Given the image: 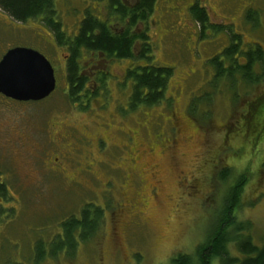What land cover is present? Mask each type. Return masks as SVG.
Returning <instances> with one entry per match:
<instances>
[{"label": "rangeland", "instance_id": "374dc122", "mask_svg": "<svg viewBox=\"0 0 264 264\" xmlns=\"http://www.w3.org/2000/svg\"><path fill=\"white\" fill-rule=\"evenodd\" d=\"M194 1L158 0L149 22L154 59L175 66L161 104L131 109L114 84L81 111L60 92L32 105L0 98V181L8 186L0 196V264H170L206 243L241 174L247 182L237 222L249 223L246 234L263 246L264 134L256 133L264 112L249 109L264 83L241 86L236 99L237 86L214 92L207 61L228 47V28L243 50L264 53V0H199L211 24L227 27L205 38L188 13ZM89 2L54 0L65 31L72 32ZM165 6L180 9L167 27ZM42 21L18 23L0 10V60L15 47L40 51L57 69L62 91L60 54L45 41L54 44ZM123 67L111 71L121 76ZM224 169L232 171L227 181L220 180ZM89 205L101 210L102 228L89 241L76 237L71 255L66 247L51 255L62 224L81 218ZM230 252L243 258L233 244Z\"/></svg>", "mask_w": 264, "mask_h": 264}, {"label": "trees", "instance_id": "16d2710c", "mask_svg": "<svg viewBox=\"0 0 264 264\" xmlns=\"http://www.w3.org/2000/svg\"><path fill=\"white\" fill-rule=\"evenodd\" d=\"M115 4L117 0H112ZM150 9L149 4H145L139 8L135 14H144ZM0 10L18 23H26L30 20L44 17L45 24L57 37L59 36V28L54 22L55 5L53 0H0ZM192 17L199 26L200 38H205V34L211 30L214 34L227 32V27L224 25H213L210 23L209 16L205 9L195 5L192 8ZM252 21V17H247ZM96 28H100L99 35L93 34ZM231 34V42L220 54H216L208 61V65L214 70L209 86L214 92L221 89V86L236 88L233 89L234 99L238 98L237 92L240 87L245 91L248 88H257L264 83V53L261 47L256 49L249 48L243 50L241 48V40L239 36ZM229 35V34H228ZM131 41L127 36L117 37L107 32L103 27L91 20H87L83 27V32L76 40L73 48L74 58L70 63V82L73 85L69 92L67 101H77V96L80 92V82L77 78V66L75 58H77L79 50L83 46L92 50H100L110 54L119 56H129ZM164 70L157 68H149L134 76L136 86L132 96V107L139 106L152 107L159 105L165 99V91L167 88V78L163 77ZM239 87V88H238ZM238 88V89H237ZM211 94L207 97L211 98ZM66 99V98H65ZM264 92L254 99L250 105L249 111L254 114L263 113L264 109ZM195 106V104L193 105ZM255 123L251 124L254 132L259 130L257 117L254 118ZM264 121V120H263ZM261 125L264 127L263 122ZM260 129L259 136H263L264 128ZM259 139L251 140L255 142ZM230 169H224L221 172L220 180L227 181L231 175ZM247 175L241 174L233 182L230 189L226 193V201L223 205L222 215L217 221V227L211 232L205 244L197 247L194 255L180 254L171 259L170 264H264V244L262 247L256 246L251 237L246 234L250 228L249 223L237 222L236 212L241 206ZM91 205L83 210L81 218L71 217L62 224V231L59 234V239L53 244L51 255H57L56 251H61L65 248L67 254H72L76 246V237H79L80 242L89 241L88 238L93 237L103 225L101 219V210L96 208V211L90 210ZM91 240V238H90ZM233 244L238 248L243 258L231 254L230 245Z\"/></svg>", "mask_w": 264, "mask_h": 264}, {"label": "flooded vegetation", "instance_id": "af4514ba", "mask_svg": "<svg viewBox=\"0 0 264 264\" xmlns=\"http://www.w3.org/2000/svg\"><path fill=\"white\" fill-rule=\"evenodd\" d=\"M88 1H90L92 5L84 9V11L83 10L81 11L80 16L77 17L75 24H73L75 26L72 32L70 33L65 31L64 23L59 19L57 15V9H55L54 22L59 28L58 37L57 34L55 36V34L45 24L43 20L44 17H41V19L43 20L42 21L43 28L45 27V29L47 28L49 30V32L53 36L54 44L53 42L47 40V38H45V41H47L56 50L57 54H60L58 56L59 59L58 62L60 64L63 75L62 77L64 79L63 90L62 91L59 90L60 86H59V80L57 78V69L51 63L55 71L56 89L48 98L38 102H34V101L21 102L8 98L3 94H0V98L5 100L6 102H10L13 105H29V104L32 105V104L45 102L48 99H50L51 96L54 95L56 92H60L64 95V97L67 100V98H69V92L73 88V85L71 84L69 79L70 77L69 66L74 58L73 48L75 47L77 38L83 32V27L87 20L94 21L113 36H117V37L127 36L131 41V45H130L129 56H122V57L117 54H110L108 52H104L100 50H92L91 48H87V46H83L80 48L78 56L77 58H75V63L77 66L76 79L80 82L79 85L80 92L77 96V101L72 102L71 104L75 110H79V111L83 109L87 110V108H89L90 104L93 101L98 100V99L94 100L95 98H97L98 96L103 97L107 95L106 88L108 91L109 87L111 86L110 91H112L113 84L123 89V93H125L124 95L128 97L129 107L131 109H137L132 107L133 106L132 96L134 93V88L136 86V83L134 81L135 80L134 76L141 73L143 70L152 67L157 69L159 68L161 70H164L165 73L166 72L168 73L167 75L164 74L163 76L167 78V88H168L175 73L174 72L175 66L165 63H158V61L154 59L156 58L157 49L155 47L156 46L155 43L152 41L150 28H149V22L151 18L154 16V14L157 12L158 0H117L115 4L112 2V0H92V1L88 0ZM198 2L199 0L194 1L192 3V6L188 8V13L190 14L191 18H193L192 8L195 5H198L200 8L206 10V7L200 5ZM145 4H149L150 9L147 10L144 14L141 15L137 13L135 14V12ZM177 7H180V5H177ZM165 8L166 11L162 15V17L165 16L167 17L165 24L163 23L164 26L167 27L169 16L173 15V12L177 10L180 11V9L174 8L172 6L170 7L165 6ZM97 9L98 10L100 9V11L96 12ZM100 33H101L100 28H96L93 32V34H95L96 36L99 35ZM210 60L211 58L208 61ZM208 61H207V66H209ZM116 64L124 65L123 67L124 69L122 70L123 73L121 76H116L114 75V72L111 71L112 67H114ZM210 70L213 76L214 70L211 67ZM113 77H119L120 79H118L116 83L111 82L110 85V81ZM163 101L164 100H162V102ZM96 103L99 102L96 101ZM142 107H146V106L142 105ZM7 131L11 132L10 130ZM10 142L11 141H9V143ZM53 153L56 154L57 151H54ZM7 190H8V186L4 184L2 181H0V196H2V194L7 192Z\"/></svg>", "mask_w": 264, "mask_h": 264}, {"label": "water", "instance_id": "95a60500", "mask_svg": "<svg viewBox=\"0 0 264 264\" xmlns=\"http://www.w3.org/2000/svg\"><path fill=\"white\" fill-rule=\"evenodd\" d=\"M55 89L54 68L40 52L15 47L0 60V94L21 102H38L48 98Z\"/></svg>", "mask_w": 264, "mask_h": 264}]
</instances>
